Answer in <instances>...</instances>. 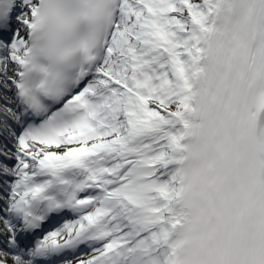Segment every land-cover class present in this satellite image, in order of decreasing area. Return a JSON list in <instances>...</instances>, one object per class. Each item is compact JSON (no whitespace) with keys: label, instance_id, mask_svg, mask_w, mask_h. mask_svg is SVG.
<instances>
[{"label":"snow or ice","instance_id":"1","mask_svg":"<svg viewBox=\"0 0 264 264\" xmlns=\"http://www.w3.org/2000/svg\"><path fill=\"white\" fill-rule=\"evenodd\" d=\"M0 264H264V0H0Z\"/></svg>","mask_w":264,"mask_h":264}]
</instances>
